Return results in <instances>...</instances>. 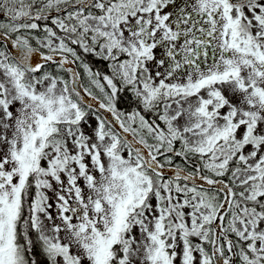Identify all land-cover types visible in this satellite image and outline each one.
Here are the masks:
<instances>
[{"label":"snow or ice","instance_id":"snow-or-ice-1","mask_svg":"<svg viewBox=\"0 0 264 264\" xmlns=\"http://www.w3.org/2000/svg\"><path fill=\"white\" fill-rule=\"evenodd\" d=\"M0 264H264V0H0Z\"/></svg>","mask_w":264,"mask_h":264},{"label":"rangeland","instance_id":"rangeland-1","mask_svg":"<svg viewBox=\"0 0 264 264\" xmlns=\"http://www.w3.org/2000/svg\"><path fill=\"white\" fill-rule=\"evenodd\" d=\"M93 124H94V121H93ZM82 183H83V182L81 181V184H82ZM49 195L52 196V193H49Z\"/></svg>","mask_w":264,"mask_h":264},{"label":"flooded vegetation","instance_id":"flooded-vegetation-1","mask_svg":"<svg viewBox=\"0 0 264 264\" xmlns=\"http://www.w3.org/2000/svg\"><path fill=\"white\" fill-rule=\"evenodd\" d=\"M100 63H101V62L97 63V66H100Z\"/></svg>","mask_w":264,"mask_h":264},{"label":"trees","instance_id":"trees-1","mask_svg":"<svg viewBox=\"0 0 264 264\" xmlns=\"http://www.w3.org/2000/svg\"><path fill=\"white\" fill-rule=\"evenodd\" d=\"M97 63H99V62H97ZM100 65H101V63H100Z\"/></svg>","mask_w":264,"mask_h":264}]
</instances>
